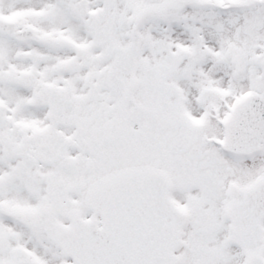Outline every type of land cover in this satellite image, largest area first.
I'll return each mask as SVG.
<instances>
[{
	"label": "snow or ice",
	"instance_id": "1",
	"mask_svg": "<svg viewBox=\"0 0 264 264\" xmlns=\"http://www.w3.org/2000/svg\"><path fill=\"white\" fill-rule=\"evenodd\" d=\"M0 264H264V0H0Z\"/></svg>",
	"mask_w": 264,
	"mask_h": 264
}]
</instances>
